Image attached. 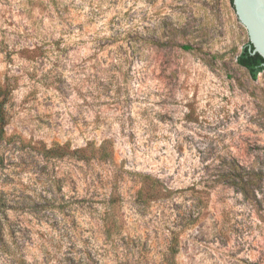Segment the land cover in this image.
<instances>
[{
  "label": "rangeland",
  "instance_id": "rangeland-1",
  "mask_svg": "<svg viewBox=\"0 0 264 264\" xmlns=\"http://www.w3.org/2000/svg\"><path fill=\"white\" fill-rule=\"evenodd\" d=\"M249 41L232 0H0V188L24 264H166L193 191L145 208L140 174L206 199L177 264H264V71L237 62ZM103 143L112 160L44 155Z\"/></svg>",
  "mask_w": 264,
  "mask_h": 264
},
{
  "label": "trees",
  "instance_id": "trees-1",
  "mask_svg": "<svg viewBox=\"0 0 264 264\" xmlns=\"http://www.w3.org/2000/svg\"><path fill=\"white\" fill-rule=\"evenodd\" d=\"M233 2V0H232ZM251 43H247L242 52L237 57V62L240 66L247 69L252 79L257 80L260 73L264 71V58L259 54H252ZM10 90L0 82V146L3 142L10 143L13 138H7L6 128L9 122L8 103ZM44 155L49 158H65L72 156L79 160L91 161H108L114 157V152L108 151L105 143L99 147L88 146L84 149L71 150L67 145H55L44 150ZM4 164V158L0 156V165ZM141 188L138 191V202L145 208L152 206L158 201L177 202L180 196L193 191V199L191 200L190 208L184 210L176 209L177 219L173 225L169 227L171 233V246L169 248V256L166 258V264H177L176 255L179 252V239L181 232L193 227L201 220L204 208L207 206L206 199L199 191H195V187L173 190L168 187L161 179L149 174H140ZM242 180V178H240ZM240 183H243L240 182ZM178 197V199L176 198ZM187 201V200H184ZM188 203V202H187ZM7 206L8 199L6 192L0 188V253L10 256L18 264H24L26 259L20 255L16 247L11 243V239H5L7 235ZM111 226L106 228L107 237H111Z\"/></svg>",
  "mask_w": 264,
  "mask_h": 264
},
{
  "label": "water",
  "instance_id": "water-1",
  "mask_svg": "<svg viewBox=\"0 0 264 264\" xmlns=\"http://www.w3.org/2000/svg\"><path fill=\"white\" fill-rule=\"evenodd\" d=\"M237 16L247 28L252 54L264 58V0H233Z\"/></svg>",
  "mask_w": 264,
  "mask_h": 264
}]
</instances>
